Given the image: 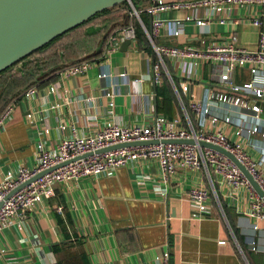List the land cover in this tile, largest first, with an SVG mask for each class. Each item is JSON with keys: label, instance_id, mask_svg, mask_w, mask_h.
I'll use <instances>...</instances> for the list:
<instances>
[{"label": "crops", "instance_id": "obj_1", "mask_svg": "<svg viewBox=\"0 0 264 264\" xmlns=\"http://www.w3.org/2000/svg\"><path fill=\"white\" fill-rule=\"evenodd\" d=\"M175 1L179 0H132L134 6L130 1L110 6L103 17L80 23L0 72V109L15 101L0 130V180L20 163L34 164L40 140L54 148L62 137L91 133L106 121L132 124L163 114L180 117L182 125L197 124L191 99H208L206 92L212 90L226 91V81L203 58L177 57L166 58L163 76L156 80L153 41L205 46L234 39L255 49L264 25L249 18L255 4L220 14L205 5L167 7L153 14L164 24L151 38L149 5ZM198 17H206L207 23L200 25ZM112 25L119 31L117 43L113 47L110 42L112 31L97 52ZM127 26L134 27L135 35L124 30ZM77 27L87 34L84 43L75 44L78 33L72 31ZM137 29L144 33L137 35ZM80 59L91 62L85 72L60 71ZM252 78L246 65L237 66L233 74L237 83ZM183 81L189 83L187 90ZM30 86L36 90L27 94ZM210 101L212 112L222 117L206 128L225 130L260 157L263 131L249 132L223 116L242 117L264 130V96L254 100L262 107L260 118L242 105ZM193 184L212 189L211 208L199 215H193L189 193ZM161 188L167 191L161 194ZM22 224L14 219L0 230V264H160L166 253L170 264H264V218L252 212L246 185L235 188L216 176L212 183L203 170L182 166L164 181L155 158L56 182L55 194L28 209Z\"/></svg>", "mask_w": 264, "mask_h": 264}, {"label": "built area", "instance_id": "obj_2", "mask_svg": "<svg viewBox=\"0 0 264 264\" xmlns=\"http://www.w3.org/2000/svg\"><path fill=\"white\" fill-rule=\"evenodd\" d=\"M252 4L257 5V9L249 18L255 25L263 26L264 0H179L172 3L154 2L148 8L155 15L167 7L205 5L214 8L220 14L225 10L231 12ZM223 15L220 17L222 22L225 21ZM179 22L181 23V20ZM197 22L205 25L207 18L198 17ZM163 24L164 19L159 16L154 17L152 28L148 30L149 36L153 38L159 34ZM124 30L135 35L133 26H127ZM118 32L114 30L110 34L109 38L113 47L118 41ZM153 45L155 55L152 67L156 80L163 76L167 57L183 60L203 58L211 62L221 79L226 81L227 90L217 93L213 90L206 92L208 99H191L190 106L196 114L197 124L191 121L189 126L182 125L180 117L169 118L161 114L153 120L132 124L115 120L106 121L91 133L62 137L54 148H50L40 140L34 164L20 163L16 168L8 169L0 180V230L14 219L22 227V221L28 209L55 194L56 182L107 172L120 165L147 158H155L159 161L164 181H168L171 175L182 166L203 170L212 183L216 176L235 188L246 185L249 188L252 212L264 218V193L257 189L242 167V165L246 167L264 192V152L260 157H254L241 142L233 140L225 130L206 128L208 122L213 124L222 117L212 112L210 98L242 105L250 108L254 117H261L262 107L254 100L256 97L264 96V29L260 32L258 46L255 49L240 46L234 39L225 42H209L205 46L169 44L154 40ZM90 63L88 59H80L69 63L60 71L69 75L83 73L89 68ZM192 65L188 64L189 71L193 69ZM240 65L250 67L253 74L251 80L244 83L234 81V71ZM101 75H106V72H102ZM182 86L184 90H187L189 83L183 81ZM35 90V86H30L26 93L30 94ZM228 90L233 93L231 94ZM241 92L255 95L254 99L243 97ZM14 108L15 101L10 100L0 109V130L6 125ZM28 115L31 116L32 112ZM223 117L228 122L236 123L239 128H246L249 132L263 131L264 134V130L258 123L249 122L242 117L233 120L228 114ZM46 130L49 131V128ZM192 138L195 141H189ZM201 140L222 146L230 153L202 144ZM134 141L148 142L111 147ZM159 191L164 194L167 189L161 188ZM189 193L193 203V215H199L211 208L210 186L193 184L189 187ZM253 247L257 246L253 245ZM160 264H170L168 253Z\"/></svg>", "mask_w": 264, "mask_h": 264}, {"label": "water", "instance_id": "obj_3", "mask_svg": "<svg viewBox=\"0 0 264 264\" xmlns=\"http://www.w3.org/2000/svg\"><path fill=\"white\" fill-rule=\"evenodd\" d=\"M122 1L124 0H0V72L58 35ZM128 1L132 3V0ZM153 19L152 13L151 25ZM107 34L108 32L104 34L97 52L101 51ZM130 41L129 38L125 43L129 44ZM189 141L195 140L192 138ZM144 142L148 141L126 142L111 147ZM200 142L230 153L217 144L204 140ZM242 167L263 194L252 174L244 165Z\"/></svg>", "mask_w": 264, "mask_h": 264}, {"label": "trees", "instance_id": "obj_4", "mask_svg": "<svg viewBox=\"0 0 264 264\" xmlns=\"http://www.w3.org/2000/svg\"><path fill=\"white\" fill-rule=\"evenodd\" d=\"M122 2H128V0H124V1H122ZM121 3V2H120ZM108 10H109V8H106V9H104V10H102V11H100V12H98V13H96L95 15L97 16V14H99V13H106V12H108ZM95 15H93L92 17H90L89 19H87V20H91L92 18H94V17H96ZM87 20H85L84 22H86ZM84 22H82V23H84ZM115 25L113 26L112 25V27L109 29V31H108V33L110 34L112 31H114L115 29ZM136 32H137V35H142L143 33H144V31L143 30H139V29H137L136 30ZM109 34H107V35H109ZM59 36V35H58ZM56 38V37H55ZM53 40V39H52ZM44 46V45H43ZM43 46H41L40 47V49L43 47ZM39 49V48H38ZM9 102V101H8ZM7 102V103H8ZM7 103H5V105L7 104ZM4 105V106H5Z\"/></svg>", "mask_w": 264, "mask_h": 264}, {"label": "rangeland", "instance_id": "obj_5", "mask_svg": "<svg viewBox=\"0 0 264 264\" xmlns=\"http://www.w3.org/2000/svg\"><path fill=\"white\" fill-rule=\"evenodd\" d=\"M102 15H104V13H99V14H97V16L96 17H98V16H100V17H103ZM81 30H82V27H77V29H74L73 31H72V33L74 32V33H78L77 34V41H75V44H78L79 42H83L84 43V41H86V35L87 34H85V33H81ZM80 32V33H79ZM89 34V33H88Z\"/></svg>", "mask_w": 264, "mask_h": 264}]
</instances>
